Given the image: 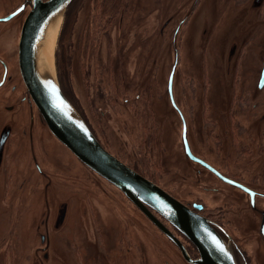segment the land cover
<instances>
[{
	"label": "flooded vegetation",
	"instance_id": "af4514ba",
	"mask_svg": "<svg viewBox=\"0 0 264 264\" xmlns=\"http://www.w3.org/2000/svg\"><path fill=\"white\" fill-rule=\"evenodd\" d=\"M8 1L10 3L5 4L0 12V105L2 108L0 137L4 133L6 134L0 154V179L3 182V190L0 189V264H20V253H24L29 245L33 247L37 245L36 249L31 252L36 251L38 256L34 254L31 257L34 259L38 257V259L32 264H45L44 260H47L51 254L54 255L58 252L54 247L61 246L59 252L63 250L64 253L68 246L64 237L71 228L64 229V224L68 216L70 202L61 201L57 204L56 214L52 222L50 215L52 208L48 197L52 195L49 189H51L54 181L47 174L48 168L45 169L43 160L44 153L38 148L37 141L41 146L45 145L48 155H51V152L46 146V139L41 140L40 137L37 139L36 128L42 127L46 137L51 134L50 138L58 150L57 154L61 152L62 156H66V158L58 156L56 161L50 160L53 163L51 167L48 166L49 169L57 170L62 175H68L72 174V170L68 168L69 162L77 161L82 166L84 164L48 131L46 122L31 100L21 78L18 44L22 25L33 7L32 0ZM175 1L179 6L184 0ZM225 1L226 3L233 2L237 7L242 6L238 8L247 9L257 17L244 20L245 23H248V29L239 33L237 40L230 43V48L225 57L227 63L231 61L235 65L229 75L231 80L233 78L231 81V83L233 82V93L228 118L224 117L218 121L215 117L210 116L208 109H205L200 117L204 119V122H199L203 126L198 125L192 128L193 117L189 112L193 113V107L187 110L176 96L175 82L180 65V56H177L176 52L166 76V98L171 113L176 115L179 123V145H181L183 156L191 165V170L187 174L188 178H186L187 186L190 189V196L187 201L176 197L162 187L159 184L161 183L160 176L155 172L151 173L141 163L130 162L120 151L115 149L112 143L105 138L101 125V118L104 116L101 111L99 116V106L105 104L111 111L118 112L125 108L129 109V118L135 119V125H131L130 129L133 130L132 141L138 139V143L135 145L136 154L143 153V159L153 164V171L156 170L163 175L160 159L156 157L153 160L149 153L154 149H161V147L163 149L164 139L163 128L153 110L154 107L156 108V104L150 85L139 80L140 84L134 86L133 80L119 77L115 69V62L113 68H108L105 72L101 67L99 57H97L98 46H102L110 35V31L116 25L124 24L122 19L125 13L131 10V0H96L94 20L88 23L87 26L89 27H87L85 37L82 36L81 25L76 42L72 40V37L76 34V24L81 22L83 10L77 6L78 0L70 2L64 14L63 26L57 41L55 55L57 81L65 99L75 109L90 133L105 151L143 178L163 189L177 201L187 206L193 213L205 219L215 233L229 246L236 264H260L262 256L260 251L261 248L264 249V52L259 57L258 54L255 55L254 50L256 48L259 51L264 50L260 41V38L264 37V34L260 35L264 32V0H223V2ZM193 3L194 0H191L182 19H178V16L174 20L181 23L191 17L196 6ZM147 5L152 7L148 2ZM157 7L159 6L157 5ZM178 28L175 27V33ZM202 32V43L205 44L206 38V42L210 44L213 35L209 31L208 33ZM161 33L164 34V29L161 30ZM8 36H12L13 40L9 44ZM66 36H69L70 39L64 44ZM5 38H7V46L3 45ZM262 39L264 40V38ZM83 45L86 46L85 49ZM207 48L205 47L202 53L201 71L188 73L190 89L194 96L200 92L204 102H206V98L211 97L217 82L216 78L214 80L210 78L213 59ZM91 59L94 60L93 65H100L102 74L105 73L109 76L107 87L112 86L103 90L105 93L104 103L97 101L95 97L92 99V97L82 94L78 95L70 88L74 69L79 73L82 82L85 81L86 74L89 73L85 63ZM254 60L256 61L255 67L252 63ZM173 68L172 83L169 87ZM251 68L253 73L249 71ZM97 72L99 71L97 70ZM217 75L220 77L225 75L223 78L226 79L228 71L227 69L224 73L218 71ZM88 99H91L90 104ZM138 119L140 120L139 123ZM22 124L24 126L20 128L21 132L18 133L16 129ZM199 138H202L207 147L205 155L197 150L196 142L198 144ZM21 140L23 146L20 149L19 142ZM23 150L27 153L25 157L29 159L26 158V164L23 162ZM178 172L180 174L181 170L178 169ZM73 179L80 185L79 188L87 187V193L98 196L101 194L104 201H111L107 198L109 193L103 189L101 191L98 183L91 176L86 177L87 180L82 177ZM37 181H45L43 187L47 195L44 203L45 214L42 226L34 230L36 232L34 238L30 239V237L29 240L23 231L18 235L20 222L16 213L17 203L13 206L14 204H11L10 201L16 193L26 192V186L31 192L29 196L36 195ZM56 182L57 189L61 190L63 186L58 183V179ZM108 183L118 189L112 183ZM120 192L128 204L137 211L133 212L134 216L136 215L139 221L144 222L141 226L136 219L129 221L127 218L129 222L125 221L126 228L121 227L119 229L121 243L130 244V240H136L137 235L140 241H146V226L148 224L151 227L149 228L156 234V239L160 241L159 244L165 243L175 250V257L171 255V260L165 252L158 251L160 258L164 261L163 264H177V260L183 264H191L185 259L183 251L191 261L199 259L198 250L193 243L164 217L147 205L144 206L145 210L137 207L122 191ZM4 195H6V199L2 202L1 199L4 198ZM114 205L115 200L112 201L110 207L115 209ZM13 207L16 217L14 213L9 215V211ZM18 208L20 210L21 205ZM99 218L101 219V217ZM5 227L8 230V237H5L2 230ZM52 230L59 232L61 239L58 242H54ZM96 230L98 233L97 240L100 243H93L96 252L93 257L101 262L103 257L100 256V247H104V238L108 234V228L101 225L100 221L96 219ZM110 236L111 238L105 243L106 247L112 243L113 234ZM102 237L103 242L101 241ZM149 244L155 246V242L149 241L147 245ZM70 245L73 249L72 257L76 258L79 264H82V248L79 241L77 239L71 240ZM21 246L24 247L21 248ZM159 246L161 247L162 244ZM3 251H5L4 254ZM54 258L65 260L62 253Z\"/></svg>",
	"mask_w": 264,
	"mask_h": 264
},
{
	"label": "rangeland",
	"instance_id": "374dc122",
	"mask_svg": "<svg viewBox=\"0 0 264 264\" xmlns=\"http://www.w3.org/2000/svg\"><path fill=\"white\" fill-rule=\"evenodd\" d=\"M158 1L159 0H131V10L125 13L122 19L124 24L116 25V27L110 31V35L103 42L102 46H98L99 50L97 57H99L101 67L105 72L108 68H113V63L115 62V69L119 77L133 80L132 82L135 83L134 86L140 84L139 80L150 85L153 91V96L155 97L154 102L156 104V108L154 107L153 110L163 128L162 135L164 139L163 149L161 147V149H154L149 153L152 155L153 160L156 157L160 159L163 168L161 173L163 175L156 170L153 171V164L143 159V153L136 154L135 145L138 143V139L132 141L133 130L130 129L131 125H135V119L129 118V109L125 108L120 112L111 111L104 104L99 106L98 111L99 116L100 111L104 116L101 118V125L103 132L105 133V138L112 143L114 148L120 151L130 162L134 164L141 163L145 165L151 173L155 172L160 176L159 179L161 180V183L159 184L162 187L176 197L187 201L189 200L190 189L187 186L186 178H188L187 174L191 170V165L183 156L181 145H179V123L176 115L171 113V108L167 102L165 92L166 76L176 52L177 56H180V65L175 82L176 96L179 102L186 107L187 110L193 107V113L189 112L191 117H193L192 128H195L198 125L203 126L202 123L199 122H204V119L200 117L205 109H208L211 114L210 116L215 117L218 121H220L221 118L224 119V117L228 118L229 106L231 105L230 101L232 100L233 93V82L231 83L233 78L231 80L229 75L232 73L235 65L231 61L230 63H227L225 57L230 48V43L237 40L236 38H238L239 33L229 37L226 36L224 29L225 26L222 23L226 18V13H224L227 11L226 5L224 4L226 1L215 0L216 10L213 13V22L211 24H209L211 15L208 8V4L211 2L210 0H194L193 5L195 4L196 6L192 16L185 22L181 23H178V21L174 19L178 16V19H182L185 16L184 14L187 11L188 5L191 3V0H184L179 6H177L175 0ZM147 2L152 7H149ZM9 3L10 1L8 0H0V12L2 7ZM95 3L96 0H78L77 6L82 8L83 12L80 18L81 22H78L75 27L76 34L72 37L74 42L77 40L81 25L82 36L85 37L87 27H89L87 26L88 23L94 20L93 15L96 11ZM231 3L234 4L233 2ZM157 5L159 7H157ZM228 5L232 6L230 4ZM238 7L233 6L232 11ZM149 8L150 10H147ZM242 10L238 8V11H235L234 13L237 23L243 25L244 20H250L251 17H256L254 13L249 12L247 9ZM64 14L59 20L55 35L53 62L56 78L57 67L55 55L58 44L57 41L64 22ZM206 23H208L207 27ZM209 26L212 27L209 28ZM175 27H179L176 33L174 31ZM162 29H164V34L161 33ZM202 31H206L207 33L209 31L211 35L215 37L214 40L218 45V51L216 54L217 63L212 64V66L216 68L217 72L224 73L226 69L228 71L226 79L223 78L225 75L223 77L217 75V82L216 85H214L215 90H212V95L210 98H206V102L203 101L200 92L197 96H194V93L188 85V79H190L188 73H194V71L197 72L199 70L198 67L202 62V53L205 49V44L201 41L203 37ZM262 34H264V32L260 35ZM262 38L264 37H261L260 41L264 48V40ZM69 39V36H66L64 44L68 42ZM12 41V36H8V44ZM3 45L7 46V38H5ZM83 48L85 49L86 46L83 45ZM254 51L255 55L258 54L259 57H261L264 52V50L259 51L258 48ZM255 55L253 54L254 57H256ZM93 63L94 60L92 59L90 61L87 60L85 63L88 67L89 73L86 74L84 82H82L79 73L74 69V75L71 80L72 86L70 88H72L78 95L82 94L83 96L92 97V99L95 97L97 101L104 103L105 93L103 90L109 89L112 86L110 85L107 87L109 76L105 73V75L102 74L100 65H93ZM252 63L255 67L256 61L254 60ZM97 70L99 72H97ZM249 71L253 73L252 68L249 69ZM110 77H112V75H110ZM90 101L91 99H88L89 104ZM0 114H2L1 105ZM139 121L140 120L138 119V123ZM23 126L24 125L22 124L16 129L18 133L21 132L20 128ZM36 133L37 139L40 137L41 140H47H45V143L47 142L46 146L51 152V155H48L45 145L41 146L37 141L38 148L44 153L43 160L45 163V169L48 168L47 174L49 175V178L54 181L52 182L51 189H49L52 195L48 197V201L52 208L50 212L52 222L56 214L57 204L61 201L70 202L68 216L64 224V229L67 230L68 228H71L66 232V236L64 237L66 242H68V246L65 248L64 253L63 250L59 252L62 248L61 246L57 245L54 247L58 252L54 255L51 254L47 260H44L45 264H79L77 259L72 257L73 249L70 245V241L74 239L79 241L82 248V264H163L164 261H162L159 256V250L165 252L171 260V255L174 256L175 250L165 243H161L162 246L160 247V241L156 239V234L150 229L151 227L148 224L146 226V241H140L137 235L136 240H130V244L121 243L119 229L121 227L126 228L125 221L129 222L132 219H136L137 223L139 222L141 226L144 224L142 220L139 221L137 219L136 215L134 216L133 212L135 213L136 210L128 204V201L121 194V190L119 191L109 184L107 180L96 175V173L85 165H83V167L77 161L69 162L68 168L72 170V174L62 175L57 170L49 169L53 163L50 160L56 161V157L61 156L62 158H66V156H62L61 152L60 154H57L58 150L55 148L56 146L50 138L52 135L48 134L46 137L42 127L39 128L38 126L36 128ZM19 143L21 149L23 141L21 140ZM25 147L27 148L26 145ZM196 147L201 154L205 155L207 147L202 138H199L198 144L196 142ZM26 154L27 153L23 150V162L25 164L27 163L26 158L28 159V157H25ZM148 156L150 155L148 154ZM178 169L181 170L180 174ZM75 176L82 177L85 180H87L86 177L91 176L94 181L98 183L101 191L103 189L109 193L107 198L111 201H104L101 194L98 196L96 194L87 193V187L79 188L80 185L76 183L75 179H73L76 178ZM55 178L58 179V183L63 186L61 190L57 189ZM20 179L22 180V178ZM44 184L45 181H37V187L35 189L36 195L29 196L31 192H29L26 186V192L24 191L21 194L19 192L16 193L14 198L11 197L10 203L14 204L13 206L17 203L16 213L20 222L18 235L23 231L27 234L28 239L30 237V239L34 238V234L36 233L34 230H37L38 227L42 226V220L45 214L44 203L47 199V195L43 188ZM0 189L3 190V182L1 179ZM5 199L6 195L1 199L2 202ZM113 200H115V209L110 207ZM20 205L21 209L19 210L18 207ZM11 213H14L15 215L14 207L9 211V215H11ZM159 215L162 216L161 214ZM99 217H101V219ZM96 219L100 221L101 225L108 228V234L104 238V247H100V256L103 257L101 262L93 257L96 253L93 248V243H100V241L97 240L98 233L96 230ZM171 225L175 227L173 224ZM2 230L5 237H8L7 228L5 227ZM51 234L54 242H58V240L61 239L58 231L52 230ZM110 234H113L112 243L106 247L105 243L111 238ZM101 241L103 242V237ZM149 241L153 243L155 242V246H151L150 244L147 245ZM23 247L24 246H21V248ZM36 247L37 245L35 247L29 245L24 253H20V264H32L33 261L38 259V257L35 259L31 257V255H37L36 251L34 253L31 252L35 250ZM259 247L261 248V246ZM4 252L5 251H3V254ZM260 252L262 255L260 264H264V249L261 248ZM59 253L64 255V261L58 258L53 259V257H58ZM179 261L177 260V264H183Z\"/></svg>",
	"mask_w": 264,
	"mask_h": 264
},
{
	"label": "water",
	"instance_id": "95a60500",
	"mask_svg": "<svg viewBox=\"0 0 264 264\" xmlns=\"http://www.w3.org/2000/svg\"><path fill=\"white\" fill-rule=\"evenodd\" d=\"M71 1L32 0L33 7L22 25L18 44L21 78L48 130L80 162L116 186L137 207L145 210L144 206L147 205L188 238L199 253V259L191 261L183 251L189 263L236 264L229 246L205 219L105 151L61 93L54 71V50L52 57H49L46 41L51 31H56L59 20ZM173 73L174 68L169 87ZM5 137V133L0 137V154Z\"/></svg>",
	"mask_w": 264,
	"mask_h": 264
},
{
	"label": "bare ground",
	"instance_id": "6f19581e",
	"mask_svg": "<svg viewBox=\"0 0 264 264\" xmlns=\"http://www.w3.org/2000/svg\"><path fill=\"white\" fill-rule=\"evenodd\" d=\"M210 1L211 2L208 4L209 12H210V15H211L209 24H211L213 22V17L212 16H213L214 11L216 10V1L215 0H210ZM224 4L226 5L227 11L224 12V13H226V15H225L226 18L224 19V21L222 23L225 26L224 29H225V32H226V36L229 37V36H233V35H236L238 33L246 31L248 29V23L244 22L243 25H241V24L237 23V21L235 19L234 13H235V11H238V8H236V9H234L232 11V7L235 6L234 4H232V3H224ZM228 4H230L232 6H229ZM230 12H231V14H230ZM207 25H208V23H206V27H207ZM210 27H212V26H209V28ZM55 35H56V31L55 30L51 31V33L49 35V38L46 41V51H47L49 57H52V51L54 50ZM212 37L213 38L211 39V43L210 44H206L207 40L205 38V47H208L207 50L212 54V59H213L212 62H213V64H216L217 63V59H216L217 51H216V49H217L218 45H217V43L214 40L215 37L214 36H212ZM209 48H210V50H209ZM198 68L201 71L200 65H199ZM210 78L212 80L217 78V70L213 66L211 68Z\"/></svg>",
	"mask_w": 264,
	"mask_h": 264
}]
</instances>
